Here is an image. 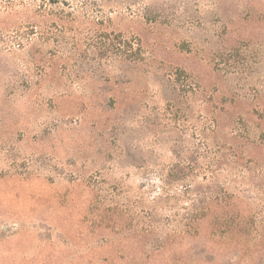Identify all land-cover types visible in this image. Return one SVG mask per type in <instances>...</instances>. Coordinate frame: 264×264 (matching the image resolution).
Returning a JSON list of instances; mask_svg holds the SVG:
<instances>
[{
	"label": "rangeland",
	"instance_id": "rangeland-1",
	"mask_svg": "<svg viewBox=\"0 0 264 264\" xmlns=\"http://www.w3.org/2000/svg\"><path fill=\"white\" fill-rule=\"evenodd\" d=\"M0 264H264V0H0Z\"/></svg>",
	"mask_w": 264,
	"mask_h": 264
}]
</instances>
